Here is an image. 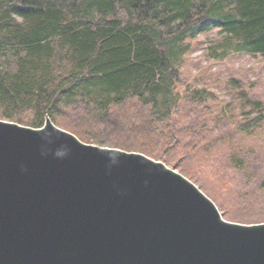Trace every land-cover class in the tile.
<instances>
[{
  "label": "trees",
  "instance_id": "16d2710c",
  "mask_svg": "<svg viewBox=\"0 0 264 264\" xmlns=\"http://www.w3.org/2000/svg\"><path fill=\"white\" fill-rule=\"evenodd\" d=\"M203 28L223 33L220 58L264 56V0H0V117L41 128L50 116L84 142L152 157Z\"/></svg>",
  "mask_w": 264,
  "mask_h": 264
},
{
  "label": "water",
  "instance_id": "95a60500",
  "mask_svg": "<svg viewBox=\"0 0 264 264\" xmlns=\"http://www.w3.org/2000/svg\"><path fill=\"white\" fill-rule=\"evenodd\" d=\"M0 264H264V223L228 221L164 162L50 116L0 120Z\"/></svg>",
  "mask_w": 264,
  "mask_h": 264
},
{
  "label": "rangeland",
  "instance_id": "374dc122",
  "mask_svg": "<svg viewBox=\"0 0 264 264\" xmlns=\"http://www.w3.org/2000/svg\"><path fill=\"white\" fill-rule=\"evenodd\" d=\"M222 37L218 28H203L187 39L180 102L159 141L146 145L155 148L151 158L195 183L226 220L264 223V121H255L258 113L243 99L264 106V56L220 58L214 46Z\"/></svg>",
  "mask_w": 264,
  "mask_h": 264
}]
</instances>
